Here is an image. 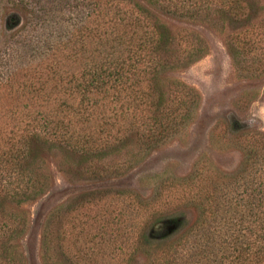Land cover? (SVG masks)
<instances>
[{
    "label": "trees",
    "instance_id": "obj_1",
    "mask_svg": "<svg viewBox=\"0 0 264 264\" xmlns=\"http://www.w3.org/2000/svg\"><path fill=\"white\" fill-rule=\"evenodd\" d=\"M16 2L18 8L48 22L53 13L70 12L79 25L62 36L57 47L59 65L66 68L73 62L74 71L61 75L60 103L44 111V130H26L37 118L26 114L29 121L22 134L9 138L8 152L0 154V264H21L16 243L27 221L14 209L37 200L49 188L47 175L34 168L43 150H57L71 161L84 163L86 173H94L105 169L104 159L121 154L132 143L154 150L194 119L199 94L166 77L205 57L209 47L199 34L174 29L163 18L222 31L239 74L264 75V6L260 0ZM231 128L233 135L243 138L244 162L236 176L244 180L243 190L230 198L229 184L235 178L222 183L210 179L198 188L200 173L190 177V182L169 186L166 198L176 203L165 198L153 214L175 217L174 209L193 206L199 213L197 232L206 224L208 230L204 243L198 240L190 253L164 251L156 264H188L185 257L197 259L193 264H264V133L238 123ZM184 239L181 235L180 241ZM168 242L152 241L141 231V244Z\"/></svg>",
    "mask_w": 264,
    "mask_h": 264
},
{
    "label": "rangeland",
    "instance_id": "obj_2",
    "mask_svg": "<svg viewBox=\"0 0 264 264\" xmlns=\"http://www.w3.org/2000/svg\"><path fill=\"white\" fill-rule=\"evenodd\" d=\"M16 1L0 0V154L8 152L9 138L22 134L29 121L26 114L37 116L26 130H44L43 113L60 103L61 75L72 73L75 64L63 68L57 57L62 36L79 25L75 16L56 12L49 22L39 20ZM163 21L199 34L209 47L205 57L166 77L197 91L200 106L194 119L154 150L132 143L104 159L105 169L94 173H86L84 163L57 150H43L34 168L47 175L49 188L14 209L27 221L16 243L21 264H156L164 251L190 253L198 240L204 243L207 224L197 232L199 213L189 205L174 209L175 217L153 214L165 202L167 188L200 173L198 188L210 179L222 183L235 178L229 184L230 198L243 190L244 180L236 178L244 162L243 138L233 135L231 127L238 123L264 133V75L239 74L222 31L201 23ZM166 201L176 203L168 197ZM141 231L152 241L171 242L146 246L139 243ZM185 259L188 264L197 261Z\"/></svg>",
    "mask_w": 264,
    "mask_h": 264
}]
</instances>
